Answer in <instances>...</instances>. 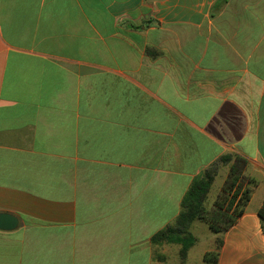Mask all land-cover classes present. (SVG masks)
<instances>
[{
    "label": "crops",
    "instance_id": "1",
    "mask_svg": "<svg viewBox=\"0 0 264 264\" xmlns=\"http://www.w3.org/2000/svg\"><path fill=\"white\" fill-rule=\"evenodd\" d=\"M228 154L242 217L154 245ZM263 204L264 0H0V264H264Z\"/></svg>",
    "mask_w": 264,
    "mask_h": 264
},
{
    "label": "trees",
    "instance_id": "2",
    "mask_svg": "<svg viewBox=\"0 0 264 264\" xmlns=\"http://www.w3.org/2000/svg\"><path fill=\"white\" fill-rule=\"evenodd\" d=\"M219 165H229L230 171L221 192L217 195L211 208L206 202L215 180ZM248 160L238 154L223 156L217 163L207 169L202 177L192 183L181 202V211L175 222L152 238L154 245L181 244V257L184 258L189 248L196 241L190 228L196 221L206 223L218 235L225 234L242 217L252 198L255 178L246 175ZM264 231V204L259 210ZM222 242L219 241L218 244ZM219 244V246H220ZM219 246L213 252L205 254L207 263H215L219 255Z\"/></svg>",
    "mask_w": 264,
    "mask_h": 264
},
{
    "label": "rangeland",
    "instance_id": "3",
    "mask_svg": "<svg viewBox=\"0 0 264 264\" xmlns=\"http://www.w3.org/2000/svg\"><path fill=\"white\" fill-rule=\"evenodd\" d=\"M229 171H230V166H228V165H219L218 172H217L218 179H217V182L214 184V186H213V188L211 190V195L208 198V202H207V208H209L211 206V204H213V200H214V198H216L215 196L220 191L221 182H222L223 178H225L227 173H229Z\"/></svg>",
    "mask_w": 264,
    "mask_h": 264
},
{
    "label": "water",
    "instance_id": "4",
    "mask_svg": "<svg viewBox=\"0 0 264 264\" xmlns=\"http://www.w3.org/2000/svg\"><path fill=\"white\" fill-rule=\"evenodd\" d=\"M19 226V219L9 213H0V231H14Z\"/></svg>",
    "mask_w": 264,
    "mask_h": 264
}]
</instances>
